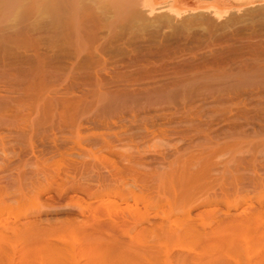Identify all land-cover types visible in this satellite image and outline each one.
I'll return each instance as SVG.
<instances>
[{
	"label": "rangeland",
	"instance_id": "374dc122",
	"mask_svg": "<svg viewBox=\"0 0 264 264\" xmlns=\"http://www.w3.org/2000/svg\"><path fill=\"white\" fill-rule=\"evenodd\" d=\"M26 1L40 19L0 21V264H109L100 238L164 236L135 226L141 200L181 231L185 211L204 229L226 205L252 215L264 0ZM245 220L216 253L227 264L258 260L261 223Z\"/></svg>",
	"mask_w": 264,
	"mask_h": 264
},
{
	"label": "bare ground",
	"instance_id": "6f19581e",
	"mask_svg": "<svg viewBox=\"0 0 264 264\" xmlns=\"http://www.w3.org/2000/svg\"><path fill=\"white\" fill-rule=\"evenodd\" d=\"M37 1L35 0L34 2L35 4L38 3L37 5L38 7L39 3L42 4L44 1L47 2L48 0H37ZM49 1L51 3L50 5H51V9L53 12L56 10L55 7L58 3L63 4L65 2V0H49ZM25 2L27 1L25 0ZM29 2H31L32 4L31 0H29ZM21 3H22V0H0V21L7 20L11 16L14 17L16 14L20 13L19 16L21 15L22 18L24 15H27L26 18L29 19V21L35 22L36 17L37 19L39 18L38 14L36 16L37 12L36 11L33 12L34 14L31 13L32 15H34L33 16L34 18L30 20V18L32 17V15L30 14V10L27 8H25L24 10L23 9L24 7H21L22 6ZM22 4H25V3L23 2ZM26 5H28V2ZM43 6H46V5H43ZM43 6L42 7L39 6V7H41L43 10L45 8ZM22 9L25 11V13H23L24 11H21ZM28 10H29V13L26 12ZM46 11H43L45 15H46ZM26 18L22 19V20H25L24 24L26 22H27L26 24L28 25L33 24V22L32 23L30 22L31 23L30 24ZM16 19L20 20V18H16ZM28 25H25V27ZM29 29H31V26ZM23 32L21 31L19 32V30L15 31L12 34L10 39L16 40V41L21 40V37L23 38L27 36L26 32L25 33ZM25 39L26 38H24V40ZM263 199H264V194L258 193L255 199L257 202L255 204L253 202H248L247 205H248V208L252 210V215L248 213L247 215L245 214L242 216L241 213L240 214L239 213L234 214L235 212L231 213L230 210L232 207L230 205H226L225 208L222 209V216H220V218L218 217L219 219L217 218L218 222L216 223V225H214V227L209 228V229H204V226H202L203 224H201L200 226V225L195 224V222L193 223L188 217L187 212L185 211L182 215V218L184 219L183 221L184 230L182 231L180 229L179 230H176L175 228L173 229L172 228L173 225L171 227L170 218H167L166 220L161 219L157 223L152 221L151 218H154L156 216V213L153 212L152 208L149 207L150 203L148 201L141 200L142 204L141 205L139 204V207L129 212L130 215L132 216V219L135 218V226L139 227L143 223H147L148 225H156V226L158 225V228L161 229L164 236L161 235L160 237H157L156 239L151 240L150 242H146V243H133L134 236L132 237L130 235H128V240L126 241L120 238V239H114L113 241L108 242L105 240H101L100 238L99 247L102 250H104L103 254L100 256L103 258V260L107 261L109 264H158L160 262L161 263L165 262L169 264H227L228 262H226L225 259H228V257L225 259L224 257H226L228 253L226 255L224 254L225 255V256L223 255L224 257L216 253L217 251L221 249L222 245L224 244L228 245L227 249H230L232 247V245L235 243L234 241H236L234 240V238H236L234 237L235 232H237V229L240 231L243 230L241 229L243 228L241 222H243L245 219L253 218L255 222L260 220L258 221L261 223L260 227L257 225H254V227H256L255 228L256 233H260V235L257 234L258 237L262 236L261 238H263L264 228L262 226L264 224V206L263 207L261 206ZM3 211H4V208H3ZM3 211L1 208L0 215L2 214ZM186 214H187V217H186ZM1 221H2L0 222L1 224L3 223L7 225L5 219H4L5 222H3V220ZM6 227L10 228L9 226H6ZM141 228L144 229L145 226H142ZM162 233L160 232V234ZM0 238L2 239V236H0ZM190 240L200 241L201 244H203L202 246L203 248H201V250L203 251L204 249V251L202 252L200 250V252L199 251L195 252V251L190 250L187 247V244L189 243ZM260 242H261L262 249L260 250L261 252L258 255L259 257L256 258L258 260L255 262V264H264V240L260 239ZM55 247L56 246H54V248ZM219 252L221 254L222 250H220ZM223 253L224 252H222V254ZM243 260L248 262L249 258L248 260L246 259H243ZM246 262H243V264ZM250 263H251V260L247 264H250Z\"/></svg>",
	"mask_w": 264,
	"mask_h": 264
}]
</instances>
